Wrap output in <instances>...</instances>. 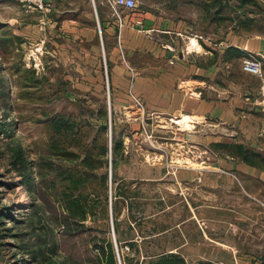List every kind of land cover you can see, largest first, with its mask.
<instances>
[{
    "label": "rangeland",
    "instance_id": "374dc122",
    "mask_svg": "<svg viewBox=\"0 0 264 264\" xmlns=\"http://www.w3.org/2000/svg\"><path fill=\"white\" fill-rule=\"evenodd\" d=\"M136 3L129 17L148 11L186 29L184 41L195 32L207 38L201 55L193 51L181 63L186 77L197 72L195 85L153 81L146 90L126 89L127 102H117L113 64L131 71L126 59L143 76L163 61L122 41L121 56L116 36L103 31L113 0H53L45 13L0 0V89L7 91L0 90V264L68 256L93 264L95 238L112 241L117 264L128 252L141 260L163 249L178 251L185 264H264V182L238 169L264 172V0ZM95 24L102 43L93 54L96 39L81 41L75 29ZM231 44L242 54L226 53ZM247 59L259 62L262 73L246 70ZM177 90H189L192 106L196 98L200 108L215 100L228 114L215 108L189 130L173 121L174 112L147 105L161 109L156 97L169 101ZM239 145L255 164L240 159ZM175 165L208 173L180 185ZM228 171L226 181L220 174ZM186 241L198 253L174 250Z\"/></svg>",
    "mask_w": 264,
    "mask_h": 264
},
{
    "label": "crops",
    "instance_id": "0c3cea01",
    "mask_svg": "<svg viewBox=\"0 0 264 264\" xmlns=\"http://www.w3.org/2000/svg\"><path fill=\"white\" fill-rule=\"evenodd\" d=\"M93 11L95 13V16L98 17L97 10L95 9V5H94ZM126 11L128 10L123 9L122 13L125 15L126 20L127 22H129V24L127 26H124L120 30V35H121L120 42L122 41L124 48L129 50L130 47H134L135 49L149 50L150 52H155L154 55L159 56L161 61H163L162 63L165 64V66H163V64L160 66H157L158 68L156 69L154 75L135 76L134 71L127 72L121 66L113 64L114 65L113 72L111 71L110 79H111L114 95L119 97L118 98L119 100H117V102H124V103L127 102L126 97L128 95H127L126 89L130 88L131 90H133L132 87H134V90H139V88H143L146 90L145 87L150 86L153 81L158 82L157 85L160 84L161 86L166 85L167 81L174 82V81H180V80L182 83H185L187 86H191L193 84L195 85L196 84L195 81L198 80V77H197L198 74H196L197 72L196 71L194 72L196 75L195 77L192 78V75H191L189 76L190 78H188V76L186 77L184 75L186 71L182 70V67H181V63H183L182 60L186 59L187 54L192 53L196 49L197 50L200 49V44L199 42L196 41L195 37L190 36L192 42H187V40L184 41L182 33L187 32L186 29H177V28H172L170 26H167L165 25L166 24L165 21L164 20L162 21L159 16L154 18L155 16H153L148 11L142 12L139 16L143 22L142 28H144V29H140V27H138L137 25L133 23L134 20L139 17L134 16L133 12L130 13L132 16L129 17V15L126 14ZM69 20L73 21L71 19ZM98 20L99 19L97 18V23H99ZM75 30H76L75 36L77 38H80L81 41L85 39L88 41V43H90V41L96 39V43L91 42V46H90V49H92L93 54H95V49L97 52L100 51L102 40H99V36L97 35L96 24L93 25V27L83 25L81 27H78ZM100 30L101 29L99 27V31ZM103 31L107 38L111 37L112 35L116 36L117 38L118 30H117L116 23H115L113 16H111L110 18H107L105 16L103 17ZM152 31H155V32H152ZM182 40H183V45H181ZM192 43L194 44L192 45ZM114 49H116L115 45H114ZM174 50L176 51L174 52ZM110 52L111 51L107 52V54L109 53V59L111 60V58L113 57V52L111 53ZM197 53H202V52L201 51L194 52L193 55H196ZM197 55L199 56L201 54H197ZM167 63H173V64L169 65ZM132 81L134 82L132 83ZM140 81L144 83L141 85L139 84ZM177 91L178 92L171 93L172 97H171V100L169 101L168 99L161 98L159 96L156 97L154 102H159L160 100L163 106L161 109H158V108L155 109L154 108L155 106L156 107H159V106L155 105L153 102H150V101H148L147 105L149 107L151 106L153 110H156V112H159V113L174 112L172 116L176 118V119L173 118L174 120H176V122H178L179 117H183L184 115H189L190 117L189 120L190 121L192 120L188 128L189 130L196 127L202 121V117L204 116V114L213 113V110L215 108L218 109L220 115H222L223 113L228 114L227 111L224 110L225 107L215 103L216 102L215 100H214L215 104L209 103L208 100H203L204 103L202 107L200 108V105H201L199 102L200 98H196L198 102H196V104L192 106L194 99L191 98L192 96L190 97L189 90H177ZM224 102L226 101H221L220 103L223 104ZM224 121L225 119L221 120V122H224ZM175 167L176 169L173 170V173L175 174L177 183L180 185H182L181 180L184 178L185 179L187 178L188 182H195L196 180H199V179L201 180L202 178L203 179L206 178L205 174L208 173L206 171L205 172L202 171L206 168H197V167L191 166L190 169H184V168L180 169V168H177V165H175ZM238 169H240L239 172L248 173V174L253 173V175H256L260 180L264 182V172L263 174L261 173L254 174L255 172H252V170H250L249 168H245V166L243 167L240 166ZM230 172L232 174H235L234 170ZM228 174H229V171L226 174L225 173L220 174V176L222 175L223 177L222 179L229 181ZM233 177L234 176L232 175V179ZM189 206L190 208H192L191 204H189ZM190 217L192 216L190 215ZM175 247L176 248H174V250L178 249L180 251L181 249H184L183 251L186 253V255L198 253L197 249L191 250V246L189 245L187 241L180 243L179 245ZM193 251H196V252H193Z\"/></svg>",
    "mask_w": 264,
    "mask_h": 264
},
{
    "label": "trees",
    "instance_id": "16d2710c",
    "mask_svg": "<svg viewBox=\"0 0 264 264\" xmlns=\"http://www.w3.org/2000/svg\"><path fill=\"white\" fill-rule=\"evenodd\" d=\"M249 0H241L242 3H246ZM242 50L240 48H238L237 46H233L232 44L228 46V48L226 49V53H233L235 52L236 54H242L241 52ZM1 93L4 94L7 91H5L4 86H1ZM240 147V159L246 163L249 164H255L254 162H252L251 159L248 158L247 154H245L244 152V148L242 145H239ZM112 152H114V142H112ZM23 154L21 152V150L19 149L18 153L16 154V158H17V162H20L23 164V160H22ZM261 166V165H260ZM263 167V166H262ZM114 179V176H112V180ZM72 203H75V201L73 200ZM71 202L70 204L67 206V208H71ZM79 215V219L83 220L84 219V214L83 212H80ZM114 228L115 231H117L116 229V222H114ZM145 238H142L141 241L144 242ZM129 242H131L130 246L133 245L132 240H130ZM93 249H94V258L91 259L93 264H117L116 262V255H115V249L113 246L112 241L109 238H95L93 240ZM38 255V254H36ZM146 259H148V264H185V260L183 258V256H181V254L178 251H173V250H161L158 252H153V253H143L142 254V258L141 260H139V258L135 257L134 253H126V255L124 256L123 259V264H143V262H146ZM133 260H135L133 262ZM133 262V263H132ZM48 264H85L84 262L78 260V259H74L72 257H64L63 259H61V261L59 263H57L56 261H50L48 262Z\"/></svg>",
    "mask_w": 264,
    "mask_h": 264
},
{
    "label": "built area",
    "instance_id": "2783aa9c",
    "mask_svg": "<svg viewBox=\"0 0 264 264\" xmlns=\"http://www.w3.org/2000/svg\"><path fill=\"white\" fill-rule=\"evenodd\" d=\"M17 1L21 2L29 10L43 12V13L51 10L52 2H53V0H17ZM92 2H93V0H92ZM136 5H137L136 0H113L112 16L115 20L116 27L118 30L117 40H118V44H119L120 53H121V56L123 58H125V57H124V54H123V51L121 48V43H120V36H121L120 30L124 26H127L129 24V22H127L125 15L122 13V10L126 9L128 11H132L136 7ZM133 23L135 25H137L138 27H142V20L140 18H136ZM190 36L195 37L196 41L199 42V44H200V49H198V50L196 49V50H194V52L201 51L202 45L204 43H206L207 38H205L201 34L195 32V33H191V35H187V42H191ZM193 44L194 43H192V45ZM124 61H125L126 65L129 67V69L133 72L132 67L129 66L127 60L124 59ZM243 63H244L243 67L246 70L252 71V72L258 73V74L262 73L261 66H260L259 62L247 59ZM131 95H132V98L140 106H142V102H139V98H137L135 96V94H131ZM143 128H144V131L148 133V137L151 138L152 134L150 132H152V129L148 128V127L146 128L144 126V124H143Z\"/></svg>",
    "mask_w": 264,
    "mask_h": 264
},
{
    "label": "bare ground",
    "instance_id": "6f19581e",
    "mask_svg": "<svg viewBox=\"0 0 264 264\" xmlns=\"http://www.w3.org/2000/svg\"><path fill=\"white\" fill-rule=\"evenodd\" d=\"M189 119H190L189 115H184L183 117H179L177 123L180 124L181 127H183V128H184V126L189 127L190 122H191ZM173 121H174V119H173Z\"/></svg>",
    "mask_w": 264,
    "mask_h": 264
},
{
    "label": "water",
    "instance_id": "95a60500",
    "mask_svg": "<svg viewBox=\"0 0 264 264\" xmlns=\"http://www.w3.org/2000/svg\"><path fill=\"white\" fill-rule=\"evenodd\" d=\"M114 242H115V239H114ZM115 246H116V242H115ZM116 248H117V246H116Z\"/></svg>",
    "mask_w": 264,
    "mask_h": 264
}]
</instances>
